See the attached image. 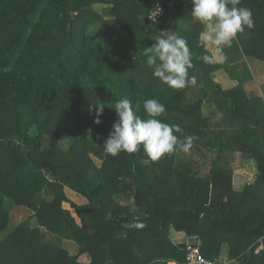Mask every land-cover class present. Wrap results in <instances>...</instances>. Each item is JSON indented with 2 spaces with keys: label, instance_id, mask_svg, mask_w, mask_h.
Wrapping results in <instances>:
<instances>
[{
  "label": "trees",
  "instance_id": "16d2710c",
  "mask_svg": "<svg viewBox=\"0 0 264 264\" xmlns=\"http://www.w3.org/2000/svg\"><path fill=\"white\" fill-rule=\"evenodd\" d=\"M157 4L165 10L154 22ZM237 7L250 9L254 23L233 45L264 61V0ZM191 8V0H0V264H181L185 252L171 229L199 235L208 259L227 245L235 264H264V115L241 81L223 89L213 80L220 68L232 74L225 61H203L212 53ZM169 31L191 53L182 89L154 77L143 55ZM125 97L142 119L145 99L164 104L159 119L179 125L181 139L194 137L191 148L156 161L142 145L107 155L112 107ZM205 101L222 112L224 127L203 117ZM98 103L100 124L93 121ZM188 151L208 168H195ZM233 153L257 168L238 190ZM15 207L31 217L9 232Z\"/></svg>",
  "mask_w": 264,
  "mask_h": 264
},
{
  "label": "clouds",
  "instance_id": "9594fccd",
  "mask_svg": "<svg viewBox=\"0 0 264 264\" xmlns=\"http://www.w3.org/2000/svg\"><path fill=\"white\" fill-rule=\"evenodd\" d=\"M191 16L203 25L199 34L201 45L213 49L211 55H204L206 63L223 62L227 59L223 49L232 46L238 33L253 27L252 11L237 7L240 0H191ZM231 5V6H229ZM154 19V16L149 17ZM143 55L152 70V75L173 89H182L188 82V70L192 67L188 41L175 31L157 34L154 43L145 47ZM93 121L101 123L104 103L93 104ZM116 119L112 130L104 140V152L113 157L121 152L135 153L143 146L144 153L152 161L164 154L173 153L177 147L187 151L194 137L181 139L176 133L183 130L177 124L163 122L159 117L166 115L165 105L156 98L143 101L146 119L134 112L132 102L127 98L116 101Z\"/></svg>",
  "mask_w": 264,
  "mask_h": 264
},
{
  "label": "rangeland",
  "instance_id": "374dc122",
  "mask_svg": "<svg viewBox=\"0 0 264 264\" xmlns=\"http://www.w3.org/2000/svg\"><path fill=\"white\" fill-rule=\"evenodd\" d=\"M94 28L95 27L93 26L92 30ZM247 62L250 64L254 63L256 67L259 66V71L254 70L251 73L249 68L242 66V64H238V65H236L237 68L235 69V72H238V74L237 73L236 74L240 75L239 77H243V79L245 81H247V79L251 80L252 83H251V85H247V89H246L247 91L246 92H247L251 102H255L256 105L258 106L257 108H259L263 112L262 114H261V112L259 113L260 114L259 116L262 117L264 115V61H257V60H252V59L248 58ZM251 66H252V64H251ZM245 68L247 69L246 73L242 72ZM221 73L228 74V71L224 68H220L215 73H213V80L215 82H217L216 80L219 79L218 76ZM233 75H235V73L232 74V77H233ZM219 82L223 83L221 81V79H219ZM236 82H237L236 86H238L240 84V79L238 78ZM201 112H202L203 117L209 119V122L212 125L211 126L212 128H213V126H217V124H219V123H221L220 124L221 127L225 126L224 122H223V114H222V112H220L218 110L217 106L213 102L212 103H209L207 101L203 102V104H201ZM262 127L264 128V125ZM260 129H261V133H262L263 129L262 128H260ZM33 133H34V129L31 130V134H33ZM94 136L97 137V135H94ZM260 136H262V138L264 139L263 133ZM185 156H187L188 160L193 165L196 166L195 168H208V164L206 163V160L205 159L203 160V158L200 155H198L195 151H190V152L188 151L185 153ZM206 159L207 160L211 159V156H209ZM208 162H210V161H208ZM231 166H232V168H234L233 172H232V182L236 185L235 188L237 190L240 189L243 186V184H245L246 182H252L255 180V174L257 172V168H256V162L253 159L244 158L241 155V153H233L232 158H231ZM202 170H203L202 175H204L206 173L205 169H202ZM67 192H68L70 198H72L75 202H77L78 204L83 203L84 200L81 197L73 195L69 191H67ZM30 217H31L30 211H25L24 208H18V207L16 208L15 207L10 212V222H9L10 225H9L7 231H9V232L12 231L14 228H16L20 224V222H22L23 220L29 219ZM31 221H32V219H31ZM5 235H6V232L1 233L0 238H2ZM184 235H185L184 233L178 234L177 235L178 237H176V241L179 242L180 240H182V237ZM222 251L223 252H221V256H228V254H227L228 246L227 245H223Z\"/></svg>",
  "mask_w": 264,
  "mask_h": 264
},
{
  "label": "built area",
  "instance_id": "2783aa9c",
  "mask_svg": "<svg viewBox=\"0 0 264 264\" xmlns=\"http://www.w3.org/2000/svg\"><path fill=\"white\" fill-rule=\"evenodd\" d=\"M164 6L157 4V6L150 11L149 17L154 16L152 21H158L163 13ZM183 245V251L185 252L184 261L181 264H235V258H229L228 256H219L217 260H212L206 258L201 252L202 240L197 234H185L182 237V240L179 241ZM263 248L261 243L256 251H259Z\"/></svg>",
  "mask_w": 264,
  "mask_h": 264
},
{
  "label": "crops",
  "instance_id": "0c3cea01",
  "mask_svg": "<svg viewBox=\"0 0 264 264\" xmlns=\"http://www.w3.org/2000/svg\"><path fill=\"white\" fill-rule=\"evenodd\" d=\"M172 2L173 1L169 2V4L171 5ZM182 25L183 26H188L187 23H183ZM208 50L211 53L213 51V49L211 47H208ZM223 52L227 56V59L225 60V62H227V65L229 67V72H231V74L235 73L236 76L233 75V77H232V75H230L229 73H228L229 75L226 74V73H221L218 77H219V79H221V81L223 83L219 82V79L216 80L217 83H220V85L223 87V89H231V88L236 87V85H237V82L236 81H237V78H239L240 81H241V83H242V85L244 86L245 91H247L246 90L247 89V85H251L252 82H251V80H248V79H247V81H245L243 79V77H239L240 75H237L238 72H235V69L237 68L236 65L242 64V66H245L246 68H249V70H250L251 73L254 70L259 71V66L256 67L254 63H251L252 64V66H251V64L247 62L248 58L243 53H241L240 50H238V48L235 45H233V43H232V46L230 48H228V47L224 48L223 49ZM223 62H217V63H223ZM246 68L242 72L246 73V70H247ZM181 233H183V232H179V231H176L175 232V230L171 229V235H170V237H172V239L174 241H176V237H178L177 235L178 234H181Z\"/></svg>",
  "mask_w": 264,
  "mask_h": 264
}]
</instances>
